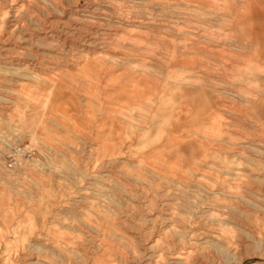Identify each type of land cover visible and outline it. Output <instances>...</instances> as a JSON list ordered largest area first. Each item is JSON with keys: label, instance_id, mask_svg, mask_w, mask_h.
I'll list each match as a JSON object with an SVG mask.
<instances>
[{"label": "rangeland", "instance_id": "374dc122", "mask_svg": "<svg viewBox=\"0 0 264 264\" xmlns=\"http://www.w3.org/2000/svg\"><path fill=\"white\" fill-rule=\"evenodd\" d=\"M0 264H264V0H0Z\"/></svg>", "mask_w": 264, "mask_h": 264}, {"label": "crops", "instance_id": "0c3cea01", "mask_svg": "<svg viewBox=\"0 0 264 264\" xmlns=\"http://www.w3.org/2000/svg\"><path fill=\"white\" fill-rule=\"evenodd\" d=\"M248 15H249V17H251V16H252V14H251V12H250V11L248 12ZM252 23H253V25H252V26H253V27H255V24H254V22H252Z\"/></svg>", "mask_w": 264, "mask_h": 264}]
</instances>
